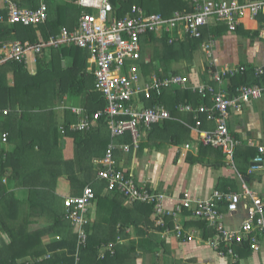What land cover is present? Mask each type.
<instances>
[{
	"label": "trees",
	"instance_id": "trees-1",
	"mask_svg": "<svg viewBox=\"0 0 264 264\" xmlns=\"http://www.w3.org/2000/svg\"><path fill=\"white\" fill-rule=\"evenodd\" d=\"M14 1L21 7L35 9L40 6L42 0ZM44 1L48 5V19L45 23L36 25L11 24L7 21L0 23V49L5 43L15 40L30 44L48 42L51 36L61 32L62 27H68L69 30L77 27L82 11L78 0H67L64 4H58L56 0ZM112 2L118 17L125 16L134 5L141 6L148 13L157 12L166 17L171 16L176 10H193L187 0H112ZM0 12L7 16L6 10ZM217 29L220 32L225 30V27ZM200 43L201 39H187L182 43L170 44L167 36L160 39L155 33L148 32L141 38L142 58L136 63L145 75L158 72L160 65L164 72L168 73L167 70L174 59L184 58L190 61L193 51ZM42 51L43 54L46 53L38 58L39 66L35 75L29 73L25 61H8L0 65V230L7 235L6 244L0 246V264H67L75 261L78 235L75 226L65 214L66 196L63 198L57 192L58 181L63 177H67L71 182L72 190L69 195H81L87 185L94 188L96 197L93 204L96 203L97 208L99 207L97 219L100 227H102L99 221L100 214L106 210L110 214L106 224L111 231L97 238L91 230L97 223L91 228L93 216L91 212L89 213L90 222L86 226L88 240L86 246L80 249L81 264H126L130 257L128 259L127 254L123 253L120 244L115 246V254L108 252L103 259H99L98 256L102 244L116 242L118 225H121V231L125 232L128 226H138L141 223L138 219L134 218L132 221L126 217L130 209L123 203L126 197L115 190L107 191V182L97 177L95 156H105L112 141L110 128L100 120L99 126L92 131L73 130L71 129L73 123L78 122L77 114L70 108L64 109V118L59 119L55 109L60 102L57 99L64 96L69 99L83 97V106L78 108H83L86 114L95 113L106 107L107 100L103 93L96 90V78L90 71L88 62L90 52L75 44L62 45L59 48L46 45ZM68 56L74 61L72 65L66 67L63 66V59ZM146 60H149V63L146 64ZM10 71L15 74L14 86L8 83ZM232 84V91H235V88L250 83L246 76H238L232 78ZM158 100L166 104L175 119L155 124L150 135L170 131L171 144L187 143L191 133L189 125L194 124V118L191 113L184 118L176 111V105L185 101L199 105L200 95L192 90L169 89L165 90ZM153 104L147 102V105ZM4 133H8V149L2 143L1 136ZM116 142L131 143L132 138L126 133L117 138ZM208 148L216 149L220 164H226L221 149L212 146ZM191 161L200 162L204 159L197 157ZM243 176L247 177L246 174ZM5 179L7 183L4 182ZM15 182L27 189L26 197L22 198L17 191L10 190V186ZM228 185L234 188L235 179ZM228 185L221 183L216 189L226 191L229 189ZM102 191L106 193L103 194ZM137 204L144 212V216H147L146 224H149L148 216L154 213V205L140 202ZM39 219H46V223H38L33 227L32 224ZM169 223L172 221L169 220ZM186 225L201 228L205 238L215 234V230L209 227L206 221L186 222ZM154 226L157 227L152 221L149 227ZM161 229L157 227L158 231ZM57 235L60 239H57ZM246 249H250L247 244H236L238 252Z\"/></svg>",
	"mask_w": 264,
	"mask_h": 264
},
{
	"label": "built area",
	"instance_id": "built-area-1",
	"mask_svg": "<svg viewBox=\"0 0 264 264\" xmlns=\"http://www.w3.org/2000/svg\"><path fill=\"white\" fill-rule=\"evenodd\" d=\"M192 11H176L165 17L160 13H148L141 6L134 5L123 17L114 14L112 0H78L82 11L78 25L74 30L63 28L57 36L48 42L30 44L19 40L5 43L0 49V65L8 61H25L29 54H40L43 47L59 46L63 43L75 44L90 52L89 62L95 75V88L104 94L107 105L103 110L86 114L83 108H74L78 122L71 129L92 131L100 120H103L111 131L112 141L108 145L105 156L99 161L97 170L99 180L107 182V191L122 193L132 202L154 205L153 220L159 231L167 238H176L185 242L197 239L213 249L218 256L239 260L237 243L247 244L251 250H259L264 246V196L251 188L245 178L236 170L241 179V190L214 189L206 198L194 196L189 190H183L181 196L172 205H168V194L158 191L146 184H139L132 171L121 169L117 165L116 150L124 153L137 152L143 138L155 124L175 119L172 111L162 103L147 105L146 101L153 95L161 96L164 88L178 87L192 90L201 97V103L179 102L176 111L192 114L194 124L189 125L197 133L199 145L212 146L223 151L225 161L234 163L236 148L241 144L229 128L228 120L232 109L242 111V102L264 95L259 85H241L235 91L223 89L220 85L230 81L244 66L215 68L211 70L214 83L193 82L189 75L171 74L164 78L157 76L144 78V73L136 61L142 58L141 38L148 32L168 33L171 42L175 40L173 33L179 37L188 34L191 38L203 37V28L210 24H225L230 31H236L245 19L262 17L264 24V0H191ZM7 16L0 12V23H22L36 25L48 18V6L41 1L38 8L21 7L14 0L6 2ZM210 36L203 40L205 50L212 53L215 40ZM149 60H146V64ZM204 119L215 123L213 129H204ZM128 133L131 143H117L116 139ZM8 142V133L2 135ZM195 141L187 144L193 145ZM264 163V147L251 163L250 173L260 169ZM96 192L91 185L85 186L81 195H69L64 200L65 214L75 226L78 235V252L75 261L67 264H81L80 249L88 240L86 226ZM223 204H226L224 206ZM240 209L245 216L235 225H230L226 217H234ZM169 220L172 223H169ZM206 221L215 230L211 237H204V231L186 222ZM120 226V225H119ZM60 239V236H56ZM123 238L116 242L100 246V258L108 252L115 254L116 247Z\"/></svg>",
	"mask_w": 264,
	"mask_h": 264
},
{
	"label": "crops",
	"instance_id": "crops-1",
	"mask_svg": "<svg viewBox=\"0 0 264 264\" xmlns=\"http://www.w3.org/2000/svg\"><path fill=\"white\" fill-rule=\"evenodd\" d=\"M56 1L58 4H64L67 0ZM187 1L190 3V7L194 9V3L191 0ZM6 2L7 0H0V11L6 10ZM116 12L117 10L114 9L115 15ZM223 27H225V30L217 31V28L222 29ZM63 28L68 27H62L61 30ZM173 35L176 39L171 42L170 34L155 33V36L160 39L167 36L170 44L182 43L187 41V39L197 40V38H191L188 34L179 37L175 32ZM211 35L216 38V41L212 53H209L204 49L202 42ZM200 39L201 43L193 51L190 61L184 58L174 59L167 70L168 73H165L160 65L158 72L144 75V78L148 79L154 76L164 78L171 74H182L189 75L190 80L193 82L214 83L211 70L224 68L225 66H244L246 70L239 72L235 78L246 76L250 83L249 85H259L264 89V24L262 23V17L258 19H245L236 31H230L225 24H210L203 28V37ZM62 45L70 46L71 44L63 43L55 47L59 48ZM44 54L43 51L40 54H29L25 63L30 74L35 75L37 73L39 66L38 58ZM73 61L74 59L68 56L63 59V66L68 67L72 65ZM90 67V71L92 72L91 64ZM8 76L9 85L14 86L15 74L10 71ZM220 86L223 89L232 91V79ZM169 89L173 91L183 90L178 87H172L164 88L163 92ZM161 96L156 97L153 95L148 101L153 102V105L162 103L158 100V97ZM83 99V97L78 98L75 104L67 105L70 100L67 96H64L62 99L58 98L57 101L60 100V102L55 107L58 118H64V109L70 108L73 111L74 108L83 106ZM148 101H146V104ZM180 115L187 118L189 114L180 112ZM99 124L100 122L97 123L96 127ZM228 124L230 131L239 137L241 141V144L235 150L233 164H228L226 161V164H220V157L217 158L216 149L199 145L197 140L193 139L197 137V133L192 130L190 140L185 144L179 145L170 143V131L160 132L152 136L150 135V130L143 138L141 147L137 152L124 153L120 149L116 150L117 165L120 168L132 171L139 184H146L152 188H156L158 191H165L169 198L166 202L168 205H172L178 200L185 189L189 190L194 196L206 198L212 194V191L217 188L218 184L222 183L227 186L231 183L232 179H235L234 188L229 185L228 188L236 191L241 190L242 182L236 170L242 176L246 174L247 177L243 176V178H245L249 186L261 194V196H264V163L255 172L250 174L249 171L252 160L260 154V147H264V95L242 102V111L232 109ZM214 127V122L204 119V129H213ZM174 131L176 133L175 129ZM190 141H195V143L187 147ZM2 143L8 149V142L2 140ZM252 154L255 156L253 157ZM197 157L204 159V161H191H194V158ZM102 158L95 156L94 164L97 170L101 166L99 161ZM71 188V182L67 177L59 179L57 192L63 198L71 194ZM10 190L17 191L18 195L22 198L26 197L27 189L18 182L13 183V186H10ZM101 193L105 194L106 192L102 191ZM123 203L130 208L126 217L132 221L134 218L141 221L138 226H128L125 232L121 231V225L117 226L118 236L123 238L118 244L122 246L123 253L127 254L128 259L130 257V261L128 260L129 262L126 264H264V246L259 250H242V253L239 252V260L234 262L230 258L218 256L213 249L198 239L194 242L183 243L176 238H166L157 230V227H149V224L154 221L153 216H148L150 223L146 224L147 221L145 222V219L147 216H144V212H142L138 204L136 205L137 202H132L126 198ZM98 208L96 203L92 204L90 208L93 216L90 225L92 228L97 223L91 230L94 231L97 238H101L111 231L106 224L110 214L106 212L107 210L103 214H100L99 221L102 223V227H100L97 219ZM244 216V210L240 209L234 217L228 216L226 220L230 225H235ZM38 223L45 224L46 219H39L32 226L36 227ZM4 238L6 239L7 235L0 230V246ZM99 259L101 258L99 257Z\"/></svg>",
	"mask_w": 264,
	"mask_h": 264
},
{
	"label": "rangeland",
	"instance_id": "rangeland-1",
	"mask_svg": "<svg viewBox=\"0 0 264 264\" xmlns=\"http://www.w3.org/2000/svg\"><path fill=\"white\" fill-rule=\"evenodd\" d=\"M76 100H78L77 98H74V97H70V100L68 101V103H72V104H75ZM6 244V239L3 241L2 243V246Z\"/></svg>",
	"mask_w": 264,
	"mask_h": 264
},
{
	"label": "clouds",
	"instance_id": "clouds-1",
	"mask_svg": "<svg viewBox=\"0 0 264 264\" xmlns=\"http://www.w3.org/2000/svg\"><path fill=\"white\" fill-rule=\"evenodd\" d=\"M4 182L7 183V180L5 179Z\"/></svg>",
	"mask_w": 264,
	"mask_h": 264
}]
</instances>
